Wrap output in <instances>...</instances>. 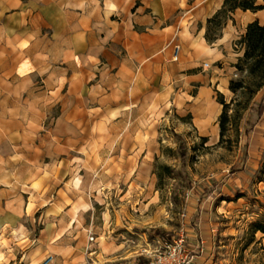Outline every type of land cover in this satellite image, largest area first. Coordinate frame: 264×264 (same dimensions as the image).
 Here are the masks:
<instances>
[{
  "label": "crops",
  "instance_id": "crops-1",
  "mask_svg": "<svg viewBox=\"0 0 264 264\" xmlns=\"http://www.w3.org/2000/svg\"><path fill=\"white\" fill-rule=\"evenodd\" d=\"M224 1L0 0V264H22L30 233L35 264L82 260L89 173L124 172L132 186V156L146 154L132 149L137 114L188 101L199 133L217 131L216 89L229 90L244 53L235 41L264 23V9L238 8L208 42ZM205 237L190 246L202 242L198 261L211 264Z\"/></svg>",
  "mask_w": 264,
  "mask_h": 264
},
{
  "label": "rangeland",
  "instance_id": "rangeland-1",
  "mask_svg": "<svg viewBox=\"0 0 264 264\" xmlns=\"http://www.w3.org/2000/svg\"><path fill=\"white\" fill-rule=\"evenodd\" d=\"M223 29L214 26L212 35L222 34ZM240 38L235 41L238 47ZM236 72L231 80L242 77ZM215 96L217 108L212 113L217 131L209 135L195 127L188 101L173 100L165 108L146 109L132 119V149L140 144L146 154L132 156V186L124 172L89 173L88 241L82 260L72 264H144V248L154 249L159 239L171 240L181 228L191 245L202 240L201 231L208 233L211 264H264V235L257 232L253 237L250 227L264 214V175L259 173L264 160V113L259 117L252 108L264 103V87L253 96L230 88L216 89ZM220 99L230 104L231 116L222 142ZM179 145L186 147L185 160L178 153ZM163 165L174 168L175 175L163 174L160 180ZM41 226L34 222L32 232L39 233ZM3 238L1 245L7 247ZM20 238L24 242L18 256L27 252L21 247L31 245L22 264H35L32 233ZM201 246L202 242L192 249L201 255ZM15 262L21 264L20 259L10 264Z\"/></svg>",
  "mask_w": 264,
  "mask_h": 264
},
{
  "label": "trees",
  "instance_id": "trees-1",
  "mask_svg": "<svg viewBox=\"0 0 264 264\" xmlns=\"http://www.w3.org/2000/svg\"><path fill=\"white\" fill-rule=\"evenodd\" d=\"M262 1L263 3H258V0H225L222 8L208 20L207 41L213 43L221 36V33L213 36L212 28L214 26L224 27L233 18L232 13L236 9L258 11L264 9V0ZM239 44L244 49V53L238 59L236 68L242 73V77L239 80H231L229 88L234 93L239 90H246L253 96L264 87V23H261L259 20L250 22L247 25L246 32L240 38ZM219 102L223 104V111L219 119L220 142H222L227 125L231 121V116L229 115L230 104L223 99H220ZM252 108L259 117L264 113L263 102L258 103L257 107ZM250 130L251 128L247 129L248 132ZM177 150L182 159L185 160L187 154L185 145H179ZM162 169V171H158L160 180L163 174L169 176L175 175V169L169 165H163ZM259 173L264 175V160ZM250 227L253 237L257 232H261L264 235V214L257 221L252 222Z\"/></svg>",
  "mask_w": 264,
  "mask_h": 264
},
{
  "label": "built area",
  "instance_id": "built-area-1",
  "mask_svg": "<svg viewBox=\"0 0 264 264\" xmlns=\"http://www.w3.org/2000/svg\"><path fill=\"white\" fill-rule=\"evenodd\" d=\"M180 45H176L175 57L178 56ZM210 63L205 62L204 68H209ZM234 76H238L235 72ZM201 251L204 247L201 246ZM145 258L144 264H200L198 254L192 249L187 241L185 230L181 228L171 240L159 239V243L154 249L144 248L141 253ZM53 259V256L47 257L41 264H48Z\"/></svg>",
  "mask_w": 264,
  "mask_h": 264
}]
</instances>
